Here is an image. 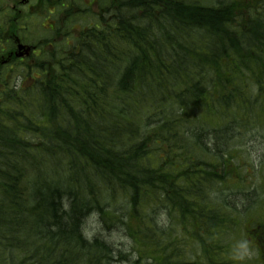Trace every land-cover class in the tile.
I'll list each match as a JSON object with an SVG mask.
<instances>
[{
  "label": "trees",
  "instance_id": "obj_1",
  "mask_svg": "<svg viewBox=\"0 0 264 264\" xmlns=\"http://www.w3.org/2000/svg\"><path fill=\"white\" fill-rule=\"evenodd\" d=\"M107 4L81 49L0 63V264H264V0Z\"/></svg>",
  "mask_w": 264,
  "mask_h": 264
},
{
  "label": "flooded vegetation",
  "instance_id": "obj_2",
  "mask_svg": "<svg viewBox=\"0 0 264 264\" xmlns=\"http://www.w3.org/2000/svg\"><path fill=\"white\" fill-rule=\"evenodd\" d=\"M98 1V0H97ZM60 1L59 0H0V6L4 7H10L14 11V17L15 20L21 21V36H15L11 37L13 40L6 41V43L10 42L11 45L4 50V54L0 55V63L1 66H13L17 64L18 62H27L30 57H19L22 52L18 51V46L20 44H23L24 46L29 45V34H28V28L26 23L28 22V18L30 16V9L35 10V8H40L43 5H50L52 6L53 11L51 10L49 12L50 16L46 19L48 23H54L58 19L57 11L59 7ZM94 4L97 8L98 2L96 3V0H94ZM89 8L87 7L86 4L83 5L82 9H77V13H79V17L83 18L84 16H88V11ZM99 10V9H98ZM99 12V11H98ZM70 13L66 11L65 16L67 18H70ZM52 28L54 29L55 26L52 25ZM6 43L0 45V49L6 48ZM12 44L14 45V48L12 49L11 46ZM33 55H39L42 54L45 49L44 48H39L38 46L34 45L32 46ZM48 51H54L57 52L58 50L54 47L53 43H49L47 46ZM7 54V55H5ZM32 59V58H31Z\"/></svg>",
  "mask_w": 264,
  "mask_h": 264
},
{
  "label": "rangeland",
  "instance_id": "obj_3",
  "mask_svg": "<svg viewBox=\"0 0 264 264\" xmlns=\"http://www.w3.org/2000/svg\"><path fill=\"white\" fill-rule=\"evenodd\" d=\"M1 25L2 22L0 21V26ZM240 150L243 152L246 163L249 165L256 163L260 166V171L264 173V131H254L253 135L250 136V139L247 141V144L243 147H240ZM256 208L257 206L254 207V209ZM254 216L256 219H261V215L258 212L255 213ZM97 223L98 222L95 220V218H93V220L90 222V227H88L90 235L102 237L114 244L116 246L115 248H121V245L125 243V239L123 238L122 234L118 232L108 233L107 231H104Z\"/></svg>",
  "mask_w": 264,
  "mask_h": 264
},
{
  "label": "clouds",
  "instance_id": "obj_4",
  "mask_svg": "<svg viewBox=\"0 0 264 264\" xmlns=\"http://www.w3.org/2000/svg\"><path fill=\"white\" fill-rule=\"evenodd\" d=\"M231 255L235 261L244 262L250 260L255 255V252L250 241L241 238L232 245Z\"/></svg>",
  "mask_w": 264,
  "mask_h": 264
}]
</instances>
